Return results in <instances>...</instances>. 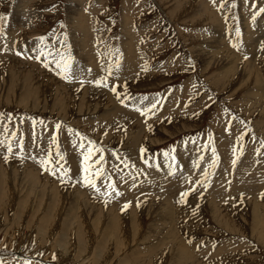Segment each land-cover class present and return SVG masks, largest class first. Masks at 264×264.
Masks as SVG:
<instances>
[{
	"label": "rangeland",
	"instance_id": "1",
	"mask_svg": "<svg viewBox=\"0 0 264 264\" xmlns=\"http://www.w3.org/2000/svg\"><path fill=\"white\" fill-rule=\"evenodd\" d=\"M262 8L0 0V53L41 71L0 57V257L264 264ZM65 61L66 73L57 67ZM88 140L103 149L100 191L83 180Z\"/></svg>",
	"mask_w": 264,
	"mask_h": 264
},
{
	"label": "snow or ice",
	"instance_id": "2",
	"mask_svg": "<svg viewBox=\"0 0 264 264\" xmlns=\"http://www.w3.org/2000/svg\"><path fill=\"white\" fill-rule=\"evenodd\" d=\"M261 12H264V8L260 9ZM253 21H255V15L253 16ZM233 47H237V45H233ZM247 58V57H246ZM57 67L61 69L62 72H67L70 64L65 61L62 64L60 62H57ZM64 78H67V76H65ZM95 83L97 85H99L101 83L100 80L95 81ZM107 86V85H105ZM111 91L113 93H116L117 89L116 87H112ZM119 99V97H117ZM153 107H155V105H153ZM139 111V109H137ZM145 112H141V115H144ZM60 125H57V128H59ZM69 132H72V129H69ZM76 135L80 136L81 140L85 139L81 134L76 133ZM211 139V136L209 137ZM55 136L53 137V141L55 142ZM262 144H264V141H262ZM80 148H84L85 145L83 143H81ZM8 151L11 153L12 151V147L9 144L8 147ZM144 149L141 148V152H143ZM100 154L99 155V159L95 162H93L92 158L94 155L96 154ZM103 149L100 147H97V145L95 144V142L88 140V145H87V150L82 152V160H81V169L82 172L84 173L83 175V180L86 186L91 187L93 190L95 191H100V189L97 187L96 185V180L93 177H100L103 174V169L102 168H96L95 165L96 164H102L104 161V157H103ZM213 155L215 156V149H213ZM5 159L7 160V157H5ZM51 163V157L49 156V158L47 159H41L40 160V165L41 167L47 169L48 164ZM67 171L70 172V169H68ZM54 174V173H53ZM108 188L112 189V191H115V187L112 184L107 185ZM116 195H120L119 192H115ZM104 195H109L108 192H105ZM188 195V193H181V201H183V199ZM180 202V201H178ZM128 205H125V207H127ZM53 259H55V256L53 255ZM0 264H11V261L5 260L4 258L0 257ZM24 264H31L30 261H25Z\"/></svg>",
	"mask_w": 264,
	"mask_h": 264
},
{
	"label": "bare ground",
	"instance_id": "3",
	"mask_svg": "<svg viewBox=\"0 0 264 264\" xmlns=\"http://www.w3.org/2000/svg\"><path fill=\"white\" fill-rule=\"evenodd\" d=\"M21 19H22V18H21ZM8 23H10V22H6L5 25L8 24ZM258 32H259V31H258ZM254 34H255V33H254ZM263 35H264V34H263ZM263 35H262V36H263ZM262 40H263V39H262ZM221 41H222V40H221ZM125 49H126V48H125ZM255 50H256V48H255ZM126 52H127V51H126ZM11 55H12V54H11V49H8V52L3 51L2 53H0V57L10 59L9 62H10L11 64H14L16 67H19L18 65H16V64H19L18 62H20L21 64H23V65H25V66H29V65H30V64L24 63V60H23L22 58L19 57L18 59H16V58H14V57H11ZM253 56H254V55H253ZM81 58H82V57H81ZM14 59H15V60H14ZM0 60H1V59H0ZM227 65H228V64H227ZM29 67H32V68H33L34 66H33V65H30ZM34 68H35V67H34ZM35 69H36V68H35ZM35 71L38 72V73L41 72V71H39L38 69H36ZM227 73H228V72H227ZM25 78H26V77H25ZM31 79H32V78H31ZM261 83H262V82H261ZM88 84H89V83H88ZM255 94H256V93H255ZM255 94H254V95H255ZM116 111H117V110H116ZM118 111H119V110H118ZM107 114H108V113H107ZM105 115H106V114H105ZM106 117H107V116H106ZM105 128H106V127H105ZM178 130H180V129H178ZM114 131H115V130H114ZM128 135H130L129 137H130L131 139H133L134 137L137 136V135H134L133 133H129ZM108 136H109V135H108ZM115 142L119 143L120 141H115ZM125 143H126V142H125ZM129 143H132V144L129 145L128 143H126L125 146H127L128 150L130 151V149H132L133 145L136 144V143H135V140H134V142H133V140H129ZM36 171H37V170H36ZM37 172H38V171H37ZM241 173H242V172H241ZM36 177H38V176H36ZM40 177H41V175H40ZM251 178H252V177H251ZM47 180H48V179H47ZM0 182H1V180H0ZM41 182H42V181H41ZM1 184H2V183H0V185H1ZM156 184L159 185L158 183H156ZM170 186H171V185H170ZM55 188H56V186H55ZM160 189H161V187L155 189V192H156V193H152V194H153V195H156V194L158 195V193H159V194H162V192H161V193L159 192ZM169 189H172V186H171L170 188L167 189L166 194H168ZM59 191H60V190H59ZM0 193H1V189H0ZM70 194H71V193H70ZM163 194H164V193H163ZM211 194H212V192H211ZM167 198H168V197H167ZM212 201H213V200H212ZM165 202H166V200H165ZM167 202H168V201H167ZM142 203H144V202H142ZM169 204H170V203H169ZM169 204H168V206H170ZM211 204H212V203H211ZM142 205H143V207H144V204H142ZM214 205H215V204H214ZM163 206H164V204H163ZM168 206H167V207H168ZM136 207H137V206H136ZM136 207H134V210H135ZM143 207H142V208H143ZM172 207H173V205H172ZM165 208H166V207H165ZM168 208H169V207H168ZM168 208H167V209H168ZM111 209L113 210V208H111ZM138 209H139V208H138ZM106 210H107V209H106ZM112 210H111L110 212H112ZM107 211H108V210H107ZM108 212H109V211H108ZM113 212H114V211H113ZM177 212H178V211H177ZM103 214H104V213H103ZM113 216H114V215H113ZM113 216H112V217H113ZM179 217H180V216H179ZM113 219H114V218H113ZM112 221H113V220H112ZM111 228H112V227L110 226V229H111ZM76 229H77V228H76ZM76 233H77V235H78V234H79V235H82V234L79 232V230H78ZM107 233H109V234L111 233V234H112V229H111V230H108ZM79 235H78V237H79ZM81 237H82V236H81ZM109 238H111L113 242H114V240L118 241V239H115V238H117V237L114 238V236H112V235H111ZM79 239H80V237H79ZM80 240H81V239H80ZM174 240H175V239H174ZM174 240H173V241H174ZM112 241H111V242H112ZM181 241H182V240H181ZM176 243H177V242H176ZM181 243H182V242H181ZM182 245H183V244H182ZM189 253H190V251H189ZM185 254H186V253H185ZM190 254H191V253H190ZM190 254H189V255H190ZM191 255H192V254H191ZM180 260H181V259H180Z\"/></svg>",
	"mask_w": 264,
	"mask_h": 264
}]
</instances>
